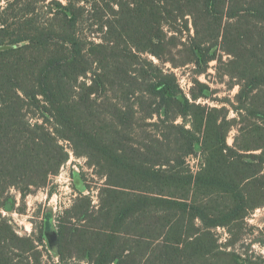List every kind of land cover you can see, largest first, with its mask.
I'll list each match as a JSON object with an SVG mask.
<instances>
[{
  "label": "trees",
  "instance_id": "1",
  "mask_svg": "<svg viewBox=\"0 0 264 264\" xmlns=\"http://www.w3.org/2000/svg\"><path fill=\"white\" fill-rule=\"evenodd\" d=\"M214 59L240 86L236 120L172 70ZM63 142L105 178L100 204L81 193L21 235L9 191L45 185ZM263 203L264 0H0V264H264L231 248Z\"/></svg>",
  "mask_w": 264,
  "mask_h": 264
},
{
  "label": "rangeland",
  "instance_id": "2",
  "mask_svg": "<svg viewBox=\"0 0 264 264\" xmlns=\"http://www.w3.org/2000/svg\"><path fill=\"white\" fill-rule=\"evenodd\" d=\"M188 20L190 33L194 34L192 19L189 16ZM219 53L221 52H218V56ZM178 58L181 60V56H178ZM225 58H227V55H224ZM217 63V59L210 61L203 73H197V67L193 64L179 66L172 70L176 72L181 87L187 95H191L192 92L200 94L205 89L206 97H201L199 102L220 105L218 100H222L224 101L223 104L230 109L229 118L236 120L238 114L233 109L232 104L237 105L235 96L240 86L236 79L225 77L218 72L216 69ZM168 66L171 65L168 64ZM202 84L207 87L202 88ZM237 133L236 128L229 132L228 144L233 145ZM63 143L71 151L69 143ZM70 153L69 160L57 174L49 177L45 185L33 187L32 191L26 194L25 197H22V193L18 188L12 187L10 189L8 203L1 209V212L12 220L21 235L37 237L40 227L56 229L59 215L65 209L70 208L75 200L81 196V193L91 196L93 204L96 207L99 206L100 188L103 186L105 178L97 173L96 168L89 163L86 157H78L72 151ZM188 162L193 171L199 170L201 163L199 148L197 154L189 157ZM239 223L242 227L241 236L232 245V250L243 253V256L252 255L254 260H264V203L251 210ZM215 232L222 244L230 242L233 238L232 231L227 227H218ZM45 241L54 261L59 262V258L54 252V245L57 243L55 230L46 235ZM45 260H47L46 257Z\"/></svg>",
  "mask_w": 264,
  "mask_h": 264
},
{
  "label": "water",
  "instance_id": "3",
  "mask_svg": "<svg viewBox=\"0 0 264 264\" xmlns=\"http://www.w3.org/2000/svg\"><path fill=\"white\" fill-rule=\"evenodd\" d=\"M6 47H8V46H6Z\"/></svg>",
  "mask_w": 264,
  "mask_h": 264
}]
</instances>
